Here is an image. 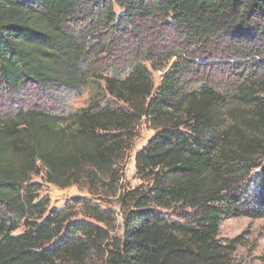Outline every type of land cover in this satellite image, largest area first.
<instances>
[{
	"label": "trees",
	"instance_id": "trees-1",
	"mask_svg": "<svg viewBox=\"0 0 264 264\" xmlns=\"http://www.w3.org/2000/svg\"><path fill=\"white\" fill-rule=\"evenodd\" d=\"M92 85L87 107L54 108ZM0 94L24 103L0 113V264H231L223 219L264 217V0H0ZM144 118L140 183L118 194ZM43 169L119 195L123 233L88 199L49 211Z\"/></svg>",
	"mask_w": 264,
	"mask_h": 264
},
{
	"label": "rangeland",
	"instance_id": "rangeland-1",
	"mask_svg": "<svg viewBox=\"0 0 264 264\" xmlns=\"http://www.w3.org/2000/svg\"><path fill=\"white\" fill-rule=\"evenodd\" d=\"M117 12H121V9L116 7ZM174 59L166 65L164 69L152 71L153 80L155 83V91L160 86L164 73L169 69ZM218 62V61H217ZM214 65L217 63L211 62ZM219 64V63H218ZM148 67L152 70L150 64L147 62ZM216 67V66H215ZM219 67L216 71V78L221 79L231 77L224 76V72L227 66ZM234 78V77H233ZM96 85L87 87L83 93L77 94L71 89H63L60 92L54 93L55 98L52 99L55 102L54 108L60 112L64 111L70 113L88 106L92 94L95 92ZM31 98H25L24 102H30ZM23 100V99H22ZM22 103L19 99H10L7 96L0 94V113L12 112L15 108L22 107ZM27 104V103H26ZM137 136L133 141L132 148L129 150L126 156L125 164L122 170V178L119 183V192H124L127 189L136 187L140 181L136 177V153L147 145L149 139H151L155 130L153 129L150 121L144 118L136 128ZM260 170H255L254 176H256ZM32 182L39 183L41 185L40 196H48L50 198L49 211L53 208H63L68 203H74L77 198H83L91 200L93 203L100 205L104 209H110L117 215V228L113 234L121 235L123 233V217L121 206L118 201V196H108L105 191H100L98 195H93L86 187H80L78 185H72L67 188H61L55 184L49 183L46 180V171L43 169L40 174L31 176ZM78 206V205H77ZM46 213V215L49 213ZM76 220H94L86 217L79 206L77 207V215L74 218ZM101 226H104L101 224ZM24 230L22 226L16 231V234L21 233ZM241 236L242 244L237 246V250L232 256L231 264H264V217H230L225 218L221 222L219 239L222 242L234 239Z\"/></svg>",
	"mask_w": 264,
	"mask_h": 264
}]
</instances>
